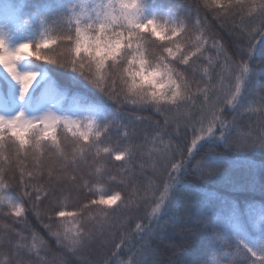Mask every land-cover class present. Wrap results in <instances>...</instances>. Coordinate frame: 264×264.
I'll return each instance as SVG.
<instances>
[{
    "label": "trees",
    "instance_id": "trees-1",
    "mask_svg": "<svg viewBox=\"0 0 264 264\" xmlns=\"http://www.w3.org/2000/svg\"><path fill=\"white\" fill-rule=\"evenodd\" d=\"M90 1L92 0H0V27L14 35L25 36L33 44L44 39L45 34L57 38L70 31L68 18L73 9L79 12ZM141 4L147 19L169 25H187L189 32L182 39H188L193 45L197 44L202 35L201 30L194 26L197 19L201 25L208 26V30L203 33L208 37L207 43L200 42L203 44L202 53L190 60L187 66L170 65L179 69L189 83L198 81L200 91L193 84L195 107L190 102L180 113L169 112L170 120L178 118L181 123L179 131H176L175 124H169L163 143L153 139L165 119L155 111L154 106L117 104L81 76L79 71L74 72L71 67L61 65L65 57L69 56L67 43L57 40L56 45L43 50V54L58 63L38 59L36 56H30V59L40 65L47 72V79H51L67 96H79L85 103H95L102 107L95 120L101 126L109 125V128L103 136L101 147L129 148L132 152V159L125 165L131 169L128 184L110 182L103 188L94 183L98 193L101 190H123L124 195H128L135 184L141 189L138 194L143 195L142 189L151 179L155 184V196H159L164 192L163 184L167 179V173L162 168L165 146L168 145V152H174L177 146L183 149L182 157L176 153L169 161L178 163L183 158L185 163L178 176L177 173H172L173 181H168L170 187L165 203L152 218L146 215L151 208L143 202L139 211L133 209L131 212L113 214L110 217L111 223L105 225L104 235H97L86 248L73 254L57 245L55 238L43 227L44 223L49 222L48 216L51 214L47 212L51 207L48 201L40 205V219L31 211V201H26L29 208L26 218L7 214L10 208L6 198L17 197L21 191L16 180L9 179L11 188L0 190V197L4 198L0 202V264H9V260L11 264H15L17 259H22L25 264H105V261L107 264H248L246 255L237 247L236 236L231 234L230 224L237 210L245 219L250 236L256 238L260 235V229L252 227L248 218L251 216L256 221L259 206H264V150L259 147L246 150L229 148L220 131L209 137L206 132H200V125L195 123V118L199 116L198 109L205 99V90L213 100L218 94L223 53L226 50L236 62L243 61L247 69L237 68V72L242 74V84L234 103L227 106L220 104L228 125L223 131L226 135L230 132L233 135L250 133L253 138L257 136L260 131L259 122L264 119V104L261 103L264 98V35L252 43L249 51L247 36L241 34L231 20L221 26V21L214 18V13L205 8V0H141ZM9 18L13 21L11 25L2 23V19ZM246 23L251 27L257 21ZM213 39L216 47L212 46ZM140 43L144 58L155 64L160 53L154 45L150 46V41L142 40ZM126 63L125 61L124 66ZM104 75V83L110 90L114 87L118 95H125L126 85L123 80L111 72H105ZM44 87L45 81L36 89L35 99L41 95ZM136 117L151 119L137 120ZM76 118L87 123L88 117L84 114H78ZM188 120L192 121V126H185V121ZM153 121H159V124ZM124 126L128 127L130 134L127 139L123 136ZM204 127L207 128V124ZM58 134L61 147L70 148L71 133L60 129ZM194 139L195 147L192 145ZM10 151L6 145L4 155H8ZM48 152L55 154L53 160L63 159L51 144L42 154L45 160L49 159ZM2 160L3 157L0 156V161ZM106 161L108 157L103 156L97 166H102ZM121 163L109 161L108 171L117 174L119 168L116 165ZM23 168L25 175L32 170L30 158L24 162ZM13 174L9 168L6 179ZM18 174L17 170L15 175ZM32 183L44 184V180H33ZM57 190L59 191V186ZM65 198L68 210L71 211L74 210L73 204L83 200V194L64 191L61 199ZM138 224L142 226L140 229H137ZM34 232L37 234L35 248L29 252L24 246L33 244ZM236 235L245 238L241 233ZM121 236H126L127 241L117 249L113 245L119 244ZM41 237L46 244L40 243ZM17 244L21 245L19 250L14 247ZM260 250L264 252V249Z\"/></svg>",
    "mask_w": 264,
    "mask_h": 264
},
{
    "label": "snow or ice",
    "instance_id": "snow-or-ice-1",
    "mask_svg": "<svg viewBox=\"0 0 264 264\" xmlns=\"http://www.w3.org/2000/svg\"><path fill=\"white\" fill-rule=\"evenodd\" d=\"M204 6L214 13L215 19L221 21V26L231 20L233 26L247 36L250 42L249 51L252 49V43L259 36L264 35V0H205ZM141 13V0H107V3L94 4L90 11L82 9L77 12L73 9L68 18L70 31L57 38L45 34L44 39L38 43L26 41L15 49H9L0 36V66L17 81L20 99L23 100L38 74L32 71H19L18 63L25 55L58 63L57 60L43 54V50L56 45L57 40L65 42L68 45L69 56L65 57L61 65L71 67L74 72L79 71L81 76L117 104L152 105L157 113L165 117L163 126L153 135V139L163 143L169 124H175L176 131H179L181 123L178 118L170 120L169 112L180 113L181 109L190 102L195 107L193 84L197 91H200L198 81L193 80L189 83L179 69L170 65L187 66L190 60L202 53L203 44L208 40L203 33L208 30V26L201 25L200 20L197 19L194 26L201 30L202 35L197 44L193 45L188 39H182L189 32L187 25L183 23L169 25L154 19L141 20ZM246 21H257V23L249 27ZM2 23L11 25L13 21L10 18L2 19ZM142 40L150 41V46L154 45L156 51L160 53L155 64L144 58L140 43ZM201 41L203 44L200 43ZM212 46L216 47L215 39ZM223 54L224 62L221 65L218 94L213 100L207 94V89L205 90V99L198 109L199 116L195 118V123L200 125V132L207 133V137L215 136V133L220 131L229 148L246 150L259 147L264 150V119L259 122L260 131L255 138L250 133L233 135L229 132L226 135L223 131L228 125L223 115L224 109L220 104L227 106L234 103L242 84V74L237 72V68L247 69L243 61L236 62L226 50ZM125 61L126 66H124ZM105 72H111L123 80L126 85L125 95H118L114 87L110 90L104 83ZM160 80L164 82L162 90L158 84ZM261 103L264 104V98L261 99ZM136 119L151 118L136 117ZM153 123L159 124V121ZM205 124L207 128L204 127ZM185 126H192V121H185ZM124 127L123 136L127 139L130 134L128 127ZM108 128L109 125L101 126L95 118H87V123H84L75 117L57 115L50 109L38 117H26L23 111L11 118L0 115V156L3 157L0 161V190L11 188L9 179L16 180L21 189L19 196L6 198L7 206L10 208L7 214L16 218H26L25 214L29 211L26 201H31V211L40 219V205L48 201L51 207L47 212L51 214L48 216L49 222L44 223L43 227L55 238L57 245L73 254L86 248L97 235H104L105 225L111 223L110 217L117 212H131L133 209L139 211L143 202L151 208L146 215L150 218L155 217L166 201L170 187L168 181H173L172 173L175 172L178 176L185 163L183 158L178 163L169 161L176 153L182 157L183 149L177 146L174 152H168V145L165 146L162 168L167 173V179L163 184L164 192L159 196H155V184L151 179L143 187V195L138 194L141 189L135 184L128 195H124L123 190H101L98 193L94 183L106 188L110 182L127 185L130 179L131 169L125 167L132 159L129 148L101 147ZM60 129L71 133L70 148L61 147L58 134ZM49 144L56 147L59 155L63 157L62 160H53L55 154L51 152H48L49 159L42 158ZM6 145L11 149L8 155H4ZM192 145L195 147V139ZM189 153L191 154V148ZM103 156H107L108 161L102 166H97ZM29 158L32 170L27 171L25 175L23 164L29 161ZM109 161L122 162L116 165L119 168L117 174L108 171ZM9 168L14 174L6 179ZM17 170L18 176L15 175ZM33 180H44V184H34ZM85 189H87L86 193ZM64 191L83 194V200L87 202L82 200L73 204L74 210L70 211L66 198L61 199ZM150 197L154 198L150 199ZM3 199L0 197V202ZM41 222L43 223L42 220ZM245 225V219L236 210L230 229L231 234L236 236L237 247L246 255L248 264H262L264 252L260 249H264V206H259L255 221V226L260 229V235L253 238ZM141 227L140 224L137 225V229ZM237 233H241L245 238H240ZM36 235L34 232L31 246H24L29 252L35 248ZM126 241L127 237L121 236L119 244L113 246L118 249L125 245ZM40 243L46 244V241L41 237ZM14 247L19 250L21 245L17 244ZM15 264H25V262L17 259Z\"/></svg>",
    "mask_w": 264,
    "mask_h": 264
},
{
    "label": "rangeland",
    "instance_id": "rangeland-1",
    "mask_svg": "<svg viewBox=\"0 0 264 264\" xmlns=\"http://www.w3.org/2000/svg\"><path fill=\"white\" fill-rule=\"evenodd\" d=\"M101 2L107 3V0H92L83 9L90 11L94 4ZM144 14L145 10L142 7L141 20H148ZM0 36L3 37L9 49H15L19 44L27 41L25 36L14 35L1 27ZM17 67L21 72H36L37 79L33 82L29 92L25 94L24 99L21 100L19 84L0 66V115L11 118L23 111L26 117H38L50 109L57 115L76 118L78 114H84L88 118H95L101 111L102 107L98 104L85 103L79 96H67L60 91L51 79H47V72L40 65L31 61L30 55H25ZM43 81H45V87L41 95L35 99V91ZM248 221L252 227H255L253 217L249 216Z\"/></svg>",
    "mask_w": 264,
    "mask_h": 264
},
{
    "label": "clouds",
    "instance_id": "clouds-1",
    "mask_svg": "<svg viewBox=\"0 0 264 264\" xmlns=\"http://www.w3.org/2000/svg\"><path fill=\"white\" fill-rule=\"evenodd\" d=\"M158 84L160 85V89L162 90L163 87H164V82H163V80L158 81Z\"/></svg>",
    "mask_w": 264,
    "mask_h": 264
}]
</instances>
